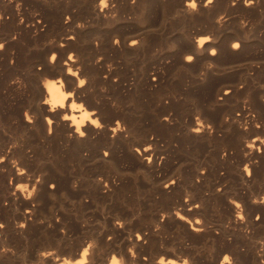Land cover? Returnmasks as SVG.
<instances>
[{
    "label": "bare ground",
    "instance_id": "obj_1",
    "mask_svg": "<svg viewBox=\"0 0 264 264\" xmlns=\"http://www.w3.org/2000/svg\"><path fill=\"white\" fill-rule=\"evenodd\" d=\"M63 2L0 0V264H264V0Z\"/></svg>",
    "mask_w": 264,
    "mask_h": 264
},
{
    "label": "rangeland",
    "instance_id": "obj_2",
    "mask_svg": "<svg viewBox=\"0 0 264 264\" xmlns=\"http://www.w3.org/2000/svg\"><path fill=\"white\" fill-rule=\"evenodd\" d=\"M64 0H57L58 4L60 5H63V2ZM36 10L37 8L34 7L32 8V10ZM160 45V46H159ZM162 45V46H161ZM164 43H160L156 46H154L148 55H146L145 59H146V62H152L154 60V58H158V57H161L162 60H167V54L165 53L166 52V48H164ZM158 47V48H157ZM161 47L163 49V51L161 50ZM160 49V50H159ZM249 51H253L254 50V46L250 45L249 46ZM252 49V50H251ZM152 51V52H151ZM161 52V53H160ZM155 53V54H154ZM160 53V54H159ZM161 55V56H160ZM244 61H241V62H234V63H229V64H224V65H221V67L223 66V68L227 69L228 71L230 70L229 74H218L217 77H216V80L217 79H228V78H231V77H234V76H238V75H242L243 74V71H242V68H244L243 66V63ZM231 68V69H229ZM178 71H177V68L174 67V66H170L169 69H168V74L170 76H173L176 80H178L179 78V75L177 74ZM240 73V74H239ZM214 78L212 77L209 81L205 82L202 86H200L201 88H205V87H209L211 85L214 84ZM178 86V87H177ZM174 87H176V92L179 91V85H175ZM191 94V95H189ZM187 98H190V100H187L185 102V105L182 106L180 104H178L180 107L177 106V110L175 111V119L177 122H183L184 120H186L187 118L189 117H194V112H193V107H194V103H193V97L194 94L192 93H189ZM182 106V107H181ZM186 106V107H185ZM184 107V108H183ZM192 107V108H191ZM179 109V110H178ZM181 109V110H180ZM189 110V111H188ZM185 117V118H184ZM182 147V148H181ZM190 148V149H189ZM189 150V151H188ZM197 151L195 148L193 147H190V146H187L185 147V145H180L177 149H176V152L175 154H173V158H172V161H168L164 167L167 171H180L179 174L185 178L188 176L189 172L195 167V164L198 163V160L200 161V159L202 158V155H203V151H197V152H194ZM183 151V152H182ZM193 151V152H192ZM179 152V153H178ZM186 153V154H185ZM199 154V157L198 155ZM180 155V156H179ZM176 156H179V157H176ZM201 156V158H200ZM181 160V161H180ZM177 161V162H175ZM170 162V164H169ZM174 162V163H173ZM196 162V163H195ZM178 163V164H176ZM178 165V166H177ZM194 166V167H193ZM81 167V168H80ZM72 168V170H71ZM69 169L72 171V175L75 179L77 180H84L85 178V174H84V170L87 169V166L86 165H73L71 167H69ZM76 170V171H75ZM130 170V176H134V171L135 169L133 168H129ZM133 171V172H132ZM75 174V175H74ZM78 174V175H77ZM82 174V175H80ZM77 175V176H76ZM84 177V178H83ZM214 213V214H213ZM212 213V220H215L217 218V215L219 214L216 210ZM217 213V214H216ZM257 230V229H256ZM26 253H27V250H26Z\"/></svg>",
    "mask_w": 264,
    "mask_h": 264
}]
</instances>
